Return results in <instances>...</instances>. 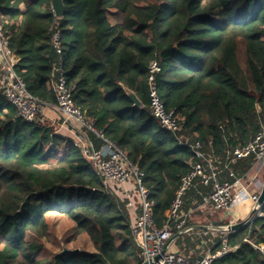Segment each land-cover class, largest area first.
Instances as JSON below:
<instances>
[{"label": "trees", "instance_id": "obj_1", "mask_svg": "<svg viewBox=\"0 0 264 264\" xmlns=\"http://www.w3.org/2000/svg\"><path fill=\"white\" fill-rule=\"evenodd\" d=\"M63 2L65 14L56 18L51 0H0V26L19 58L16 74L34 97L55 105L50 82L54 67L62 68L76 107L139 166L161 228L197 161L178 137L202 143L224 163L264 129V0ZM55 32L61 55L52 43ZM154 62L161 67V101L179 119L177 134L162 130L153 115L148 79ZM4 75L0 64V264H142L127 196L117 185L106 187L68 134L18 117L2 89ZM123 86L142 107H134ZM127 187L139 208L138 191ZM210 188L198 180L186 200L206 198ZM49 215L72 223V235L83 236L95 252L41 257ZM228 244L236 250L214 264H264V218L256 216Z\"/></svg>", "mask_w": 264, "mask_h": 264}, {"label": "built area", "instance_id": "obj_2", "mask_svg": "<svg viewBox=\"0 0 264 264\" xmlns=\"http://www.w3.org/2000/svg\"><path fill=\"white\" fill-rule=\"evenodd\" d=\"M52 43L57 53L61 55L60 32L53 34ZM18 63L19 58L10 49L0 26V64L5 74L1 86L9 101L17 109L18 117L28 123L41 122L53 127L56 134H62L61 132L68 134L73 145L104 179L106 187L111 185L120 187L129 200V209L134 213L135 222L132 231L141 248L142 263L159 256L160 258L153 264H214L236 250V247H229L230 234L227 229L222 230L224 235L217 244L215 242L211 249L195 258L174 249L173 245L176 234L184 232L188 227L189 214L184 210V205L187 194L198 180L202 185L212 188L207 202L215 211L228 213L240 202L241 197L236 195L235 189L246 190L245 183L229 170V163L253 158L264 165V129L250 142L237 146L229 152L224 163L219 158L208 156L202 143L192 144L189 139L178 137V143L189 148L197 161L191 164L190 172L182 177L175 197L166 212L165 224L160 228L156 224L153 201L150 199V191L144 185V175L139 166L130 162L118 145L108 139L103 131L98 130L94 123L87 120L76 107L73 99L75 88L68 85L62 68L55 66L53 70L50 87L56 95L57 102L55 105H50L40 101L28 91L26 83L16 74ZM160 73V65L154 62L149 69L148 79L151 108L160 128L177 134L180 130L179 119L175 111L166 110L157 88L156 78ZM52 113L58 116V120L50 117ZM91 135L103 142L101 147H95ZM222 164H224L223 168ZM224 171H230V178H234L232 182L220 179ZM129 185H133L138 191L139 208L134 202L135 193L127 187ZM249 185L251 183H248ZM256 208L258 209L256 216L264 218L261 208L259 206ZM218 245L220 247L217 249ZM259 249L264 254V246Z\"/></svg>", "mask_w": 264, "mask_h": 264}, {"label": "crops", "instance_id": "obj_3", "mask_svg": "<svg viewBox=\"0 0 264 264\" xmlns=\"http://www.w3.org/2000/svg\"><path fill=\"white\" fill-rule=\"evenodd\" d=\"M50 117L58 120L56 114L52 113ZM233 163L234 165L229 167V170L234 173L236 178L242 179L245 187H247H244L246 190L235 189L236 195L241 197L240 202L226 213L215 211L207 202L212 188H210L206 198L189 197L186 200L189 208L185 210L189 214L188 227L184 232L176 234L174 249L187 256H194V258L200 256L211 249L210 247L215 242L216 244L219 242L224 235L222 230L228 229L231 225H238L251 217L253 210L257 207V200L264 185V165L253 158L237 160ZM230 171L222 173L225 176L222 178L223 181L232 182L234 180V178L230 179ZM248 183L251 185L248 186ZM256 215L257 213L253 215L252 220ZM243 228L236 230V232ZM234 233L228 232L230 235ZM219 247L220 245L216 246L217 249Z\"/></svg>", "mask_w": 264, "mask_h": 264}, {"label": "rangeland", "instance_id": "obj_4", "mask_svg": "<svg viewBox=\"0 0 264 264\" xmlns=\"http://www.w3.org/2000/svg\"><path fill=\"white\" fill-rule=\"evenodd\" d=\"M61 147L58 148L61 151ZM51 220V231L47 236V243L43 248L41 257H51L52 253H58L66 248L74 251H89L95 252L92 243L88 242L83 236L72 235L71 229L73 224L64 218L56 215H49Z\"/></svg>", "mask_w": 264, "mask_h": 264}, {"label": "water", "instance_id": "obj_5", "mask_svg": "<svg viewBox=\"0 0 264 264\" xmlns=\"http://www.w3.org/2000/svg\"><path fill=\"white\" fill-rule=\"evenodd\" d=\"M51 7H52L53 13H54L56 18H62L64 16L65 5H64L63 0H51ZM123 89H124L126 95L132 100L134 107H142V102L139 99L138 95L134 91L128 89L126 86H123ZM257 206H259L260 208H262L264 206V185H263L262 191L260 193V196L257 200ZM257 212H258V209L257 208L254 209L250 218H248L246 221H244L238 225H231L227 229L228 232L234 233V232H236V230L245 227L247 225V223H249L252 220L253 215H255ZM69 252L74 253V252H79V250L71 251V250H68L66 248H63V250L59 253V255H63L65 253H69ZM159 258L160 257L158 256L154 260L146 261L142 264H153L154 261H157Z\"/></svg>", "mask_w": 264, "mask_h": 264}]
</instances>
